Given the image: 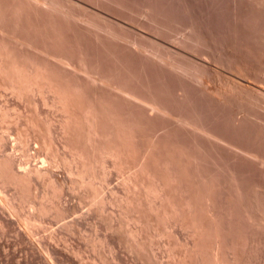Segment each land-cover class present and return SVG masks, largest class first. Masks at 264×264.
<instances>
[{"label":"rangeland","instance_id":"374dc122","mask_svg":"<svg viewBox=\"0 0 264 264\" xmlns=\"http://www.w3.org/2000/svg\"><path fill=\"white\" fill-rule=\"evenodd\" d=\"M0 45L8 52L12 51V55L19 59L31 57L35 63L45 68L47 66L46 69L56 72L59 82L63 81L68 87L75 85L80 88L83 83V91L80 92L87 93L82 94H85V98L89 96V102L94 101L97 106L103 103L100 106L103 109L105 105L103 110H111L110 113L108 110L103 113L102 124L105 127L115 124L110 119L111 115H119L115 114V119L119 120L117 123L121 119V125H124H118L121 127L120 132H123L120 136H126L123 139L119 136L116 143L120 145V142H125L121 145L125 144L124 148L128 149L125 152L126 157L130 155L127 158L129 167L122 171L109 166L106 186L98 196L112 194L111 191H117V197L125 194L122 179L139 169V151L148 146L149 165L152 169L157 166L155 170L159 169L162 175H168L162 167V161L166 159L176 173H182V181L193 195L198 196L205 186L211 187L220 209L232 211V221L238 219L237 222L241 224L239 227L234 222V226H238L234 228L237 241L245 239V233L249 230L245 229L247 223H253V229L258 224L255 231L264 228V208L260 210L262 213L259 211L261 204L257 210L258 218L255 216L257 211L252 215L257 218V224L251 220L253 217L248 218L249 222L244 219L246 213L241 206L248 203V195H252L256 189L264 191V0H0ZM74 71L89 74V78L98 75L95 79H102L98 83L86 77H80L79 80ZM121 90L131 94L133 100L118 94ZM11 97L6 92L0 96V100L16 101ZM23 97L19 99V107L32 115L36 104L29 103L27 96ZM34 98L40 99L38 95H34ZM47 106L43 107L49 112V115L47 111L46 114L49 117L51 115L55 124H58L56 120L62 112L56 107ZM43 116L44 113L39 118L44 119ZM14 125L10 119L0 120V135L10 141V147L5 153L12 152L16 158L21 159L23 156L24 159L20 153L26 150L30 154V163L47 165L49 162L45 155L50 149L45 150V146L42 151V143L33 137L25 142V149V143L16 138ZM126 125H131L133 129L130 131L131 126ZM125 127L126 130L123 129ZM44 131L42 125L43 134ZM126 131L131 133L126 134ZM132 132L136 134L134 137L130 136ZM109 143L114 144L113 141ZM132 147L137 148L135 150L138 153ZM153 159L155 161L152 162ZM130 165H133L132 171ZM53 168H57V173L66 175L63 166ZM236 185L242 186V191L245 190L242 196L249 193L246 195L247 202L237 201L236 192L231 188ZM252 187L256 189L251 191ZM169 189L173 192L172 187ZM68 191L65 200H69L68 203L76 202L78 209L58 223L50 217L51 221L48 217L43 218L39 225L36 223V235L34 229H28L22 224L17 214L14 215L17 220L13 223L0 217L3 222L0 224V264H45L42 248L50 242L52 231L49 230H54L58 237L61 235L73 248H80L83 264H110L111 261V264H118L117 260L111 259L113 255L108 252L110 250L107 251L106 247L95 249L88 240L110 232L104 218L111 215L113 221H120L119 231L122 229L125 232L118 233L128 237L126 232L133 222L121 220V217L124 218L122 210L125 202L106 204L102 212L88 217L86 212L89 208H86L90 199L78 200L80 188ZM5 193L0 190V198L8 197L10 192L7 195ZM224 197L230 198L227 203ZM95 199L97 203L99 198ZM142 203V210L148 212L147 202L143 200ZM93 205L91 203L88 207ZM22 212L27 213L26 210ZM72 217L80 219L81 225L75 230L69 223L68 229L72 228L70 232L71 229L68 230L66 225L65 228L62 226L64 221ZM242 220L246 224H242ZM259 233L257 235L260 237ZM155 238L148 239L149 243L150 239L153 241L152 246L148 247V253H152L153 259L154 254L158 255L157 261L163 260V264H172L173 260L166 247L168 238ZM58 242L61 247L63 242ZM126 246L120 243L115 248L123 256L124 262L121 264H135ZM115 250L111 253H117ZM153 261L158 263L156 259ZM55 263L60 264L58 261Z\"/></svg>","mask_w":264,"mask_h":264},{"label":"bare ground","instance_id":"6f19581e","mask_svg":"<svg viewBox=\"0 0 264 264\" xmlns=\"http://www.w3.org/2000/svg\"><path fill=\"white\" fill-rule=\"evenodd\" d=\"M8 51L4 46L0 45V96L8 92V94H10V96H12L16 101L8 100V102L6 100H0V120L7 121L10 119V121L14 122V131L16 134V138H18L21 143L24 144L29 137L30 139L33 137L34 139H38L42 143L43 147L42 145V148L40 147L42 151L43 148L47 146L45 147V150H47V148H49L50 150L45 155V158H47V161L49 162L47 163L50 165L43 164L44 166H39L36 165L37 163H30V158H28L30 154L28 155L29 152L27 153L26 150L25 152L27 154L24 152V150L23 153H20L21 156L22 154L24 155V159H22L23 156L22 158L21 156L19 157L21 159L16 158V155H12V152L11 154L7 153L8 151L5 153V151L10 147V141L8 140V142L7 139L3 137L4 135H0V190L6 193L10 192L8 194V197L3 196L4 198H0V213H2V215L0 214V217L3 218V220L13 223L15 220H17L16 217L19 215L18 217L23 221H21L22 224H25V227L27 228L31 227L32 230L34 229L35 234L36 228H38L36 226L39 225L40 222H42L41 220L43 218H52L58 223L59 220L61 221L64 217L72 214V212L75 213V210L78 209L76 202L68 203L69 200H65L67 198L64 197L68 194V192L71 191H68L69 189L80 188V195L77 193L78 196H75H77L78 200L80 199V201L85 200L86 198L90 200L92 199V202L90 200L87 201L88 206L91 203L92 205L96 203L95 198H99L96 204L91 207L87 206L86 210L89 208L86 212L88 217L93 214H99L100 212H102V207L106 204L117 202L122 203V201L125 202V204L123 202L124 207L123 205L119 206L123 207L124 209H121L124 214V216L122 215L124 218L120 216L121 220L125 219L126 223L131 221L133 222L131 223L133 225L129 227L128 231L126 232V236L128 237H122L123 234L118 233L120 228V221L119 223L113 221L110 218L112 216L111 215L109 218H104L106 226H108V230H110V232L107 234L105 233L102 236H95L96 238L93 237V239L88 240L90 241L91 246L95 249L96 247L98 249L106 247L107 251L110 250L108 252L113 255L111 259L117 260L118 264L124 262L122 258L123 256L121 257L120 254H118V251L115 250V248L118 247L120 243H125L127 245V250L131 253L129 256L135 259V264H163V260L157 261L159 260L158 255L156 256V254H154L157 257L156 258L154 256V259H156V261L158 262L155 263L153 261L154 259L152 257V253L149 252L151 255L148 253V247L149 245L152 246L151 244L153 242H151L150 239L149 243V237L155 238L157 236H165L166 239L168 238L167 242H165L167 243L166 247L168 248V252L173 260L172 264H264V247L262 246L264 244H262V242H264V235L261 234L264 233V231H260L264 228H258L261 233H259L258 230L255 231L258 225L256 222V219L258 218L257 213L262 208H264V206H262L264 204V191H261V189L259 190V188L256 189L255 187H252L250 190L253 191L252 189L254 188V190L256 189V191H253V193L251 192L252 195H248L249 193H247L246 191V195H248L249 198L246 195L245 198L244 196H242L243 194H245V190H243L244 192L242 191V186L240 187L239 185H236L235 187H231L234 189L233 191L236 192L237 201H239L240 203H243L244 201L245 203V201L247 202L248 200V203H245V205H241L238 202L239 208H241L240 205L243 206L242 209L246 213L244 216V212H242L245 220L247 219L248 221V218L251 219L253 217L252 215H254V211L256 212L260 208L259 211H257L255 214L257 218L254 216V220L251 219L252 221L256 222V227L254 226L253 229L251 228L253 227V223H247L248 226H251L247 227L246 225L245 229L249 230H247V232L245 230V239L243 237V241L239 239V241H241L240 243L234 236V228L238 227L240 222H237L238 219L235 218V220L232 221V211L230 212L229 210H226V212L224 210V212L220 209L219 204H217L216 197L214 198L213 192L212 190H210L211 187L209 188V185L208 187L205 186L202 189L203 191L199 192L198 196L193 195L189 191L187 187L188 185L186 186L183 183L182 173H176V171L171 167L169 161H166V159L162 161V167L163 171L165 170L168 175H162L160 172H158L160 171L159 169L158 171L155 170L154 168H157V166L152 169V167H150L151 165H149L150 155H148V149L150 148H148L147 145L146 146L148 149L145 148L144 150L139 151V156L137 158V164H139L137 166H139V169H136L137 171L135 172H130L131 174L129 173V175L126 174V178L122 179L123 183L125 184H123L125 187H122V190L124 191L125 189V194L123 192L122 193L124 195L118 193L120 194V197H117L118 195L116 196L115 194L117 193V191L112 188L115 193L112 192L111 189L108 191H111V193L115 196L112 194L105 195L106 193L103 194L102 197L98 196V193H100L101 195V190H103L102 188L107 182L108 169H110L109 166L122 171L125 170L124 168L129 167L130 162H128L127 158L130 155L128 154V157H126L127 154L125 152V149L127 148H124L125 144L123 146L121 145L122 142H125L120 140L122 141L120 142L121 146L116 143V139L119 138L120 133H123L120 132L121 127L118 126L119 124L120 126H122V120L120 119V123H117V121L119 120H117V118L115 119L117 114L114 112L116 115H111L110 119H112L115 124L109 126L108 123L112 124V122H108L107 125L109 127H105V125L102 124V121L104 120L103 113L106 110H103L105 105H103L104 107L102 109L101 105L103 103L100 104L99 102H97L100 104L99 106H97L93 103L94 101L92 102L93 104L89 102L91 101L89 96L86 95L90 100L84 97V95L87 93L80 92L83 91L81 89L83 83L81 84L80 88L79 86L75 85L73 87H68V85L66 86L64 85L65 83H62L63 81L60 83L57 73H54L52 70L50 71L46 69L47 66L45 68L40 63H35L33 60H31V57L30 59H19L18 56L15 57V55H12V51H10L11 53ZM80 72L82 73V71ZM81 73L75 72V74L79 76V80H81L80 77L89 78V74L85 75L86 73ZM96 76L90 77L89 79H92L94 82L97 81L98 83L102 78L98 80L99 77L95 79ZM100 82L101 84H103L102 81ZM122 90L119 92L117 91L118 94L120 93L125 98H132L130 97L132 96L131 94L129 95L128 92ZM82 93L85 94L83 95ZM23 95L27 96V101L29 103H33L34 105L36 104V110L32 115L25 113V110L19 107L21 104H19V99L22 98ZM34 95H38L40 99L37 100L36 98H34ZM82 95L84 99L87 100L82 99ZM26 96L24 97L26 98ZM95 99L97 98L95 97L94 100ZM101 100L99 99V101ZM131 100H133V98ZM45 106H47L48 108L49 106L56 107L58 108V111L60 110L62 112L60 118H58L57 120L55 119L56 121H58V124H55L54 119L53 117H51V115L50 117L48 116V110L43 108ZM152 107L153 106H151V109H153ZM46 111L48 112V115L46 114ZM109 111L111 112L110 109L108 110V112ZM43 113L45 115L43 116L44 119H40L42 117L39 118V116ZM106 114L107 113H105V117ZM107 117L109 118V115H107ZM42 125L43 129L45 130V134H43L42 132ZM122 127H124V125ZM131 127L129 128L130 131L131 129H133V127ZM123 129L126 130L127 128L125 127ZM126 132V134L129 133L128 131ZM132 135L134 137L136 134L134 135V133L132 132L130 136ZM125 136L126 135H124L123 138ZM123 138H121L120 136V139ZM130 139L129 141H131ZM109 141H113L115 145L109 143ZM136 145L137 144H135V146ZM24 146L26 147V143L23 145V147ZM40 149L39 151H41ZM42 151L41 153H43ZM135 152L138 153L137 150H135ZM134 157H136L135 154ZM151 158H153V155ZM153 161L155 160L153 159L152 162ZM152 164L156 165V163ZM58 165H61V167L63 166L65 168L64 171L67 176L62 175V172H59L60 174L56 172L57 168L54 169L53 166L55 167ZM132 166L130 165V169ZM160 167L161 166H158V168ZM122 173H120V175ZM171 187L173 188V192H171V190L169 189ZM250 190H248V192ZM231 194L229 193V195ZM229 197L227 199L224 197L226 199V203L227 200L229 201ZM241 197H243V200L241 199ZM143 200L144 202H147L148 212L142 210V206L144 205L142 203ZM260 204L261 207H259ZM25 206H28L29 210L27 209V207L25 208ZM245 206L247 207L246 209L244 208ZM80 208H83V206H81ZM25 210L27 211L26 214L25 212H22ZM262 212L264 213V211ZM15 214H17V216H14ZM83 214L82 216H84ZM228 215H231V217L229 216L228 218ZM246 215L248 216L247 218ZM82 216H80V218ZM260 221L261 220H259V222ZM64 222V226L62 227L65 228L66 225L67 229L69 223H71L72 228H74L75 230L78 229L77 226L81 225V220L77 219L76 217ZM234 222H237L238 224L236 223V225L238 226H234ZM262 222L261 224H263ZM0 224H3L2 220H0ZM242 224L246 223L244 222ZM61 225L63 224L61 223ZM244 226L245 225H243V227ZM72 228H70V232H72ZM53 231L54 230H49V232H51L50 237L48 235V237L50 238V242H47L42 248V258L45 264H54L56 261H58V263L60 264H83V259L81 256L82 252L80 248H73L61 235V237H58L55 231ZM257 231L260 234V237L257 235ZM73 233L75 234V232ZM81 235L84 236L83 234ZM56 241L63 242L61 243L62 246L60 247V243H56ZM114 250L117 253L114 252V254H112V251ZM147 253L150 256H148ZM53 259L56 261H54ZM107 260L109 261L110 259ZM111 263L112 261L110 262V264Z\"/></svg>","mask_w":264,"mask_h":264}]
</instances>
